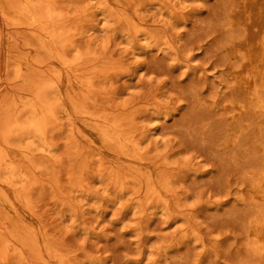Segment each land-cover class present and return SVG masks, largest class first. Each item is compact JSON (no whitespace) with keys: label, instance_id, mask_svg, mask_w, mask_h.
I'll list each match as a JSON object with an SVG mask.
<instances>
[{"label":"rangeland","instance_id":"374dc122","mask_svg":"<svg viewBox=\"0 0 264 264\" xmlns=\"http://www.w3.org/2000/svg\"><path fill=\"white\" fill-rule=\"evenodd\" d=\"M22 1L0 12V264H264L234 0Z\"/></svg>","mask_w":264,"mask_h":264},{"label":"bare ground","instance_id":"6f19581e","mask_svg":"<svg viewBox=\"0 0 264 264\" xmlns=\"http://www.w3.org/2000/svg\"><path fill=\"white\" fill-rule=\"evenodd\" d=\"M234 3L236 7L231 11L230 23L235 25L243 36L238 42L230 45L229 55L236 66L233 81L243 101H232L228 106L237 114H244L248 109L253 110L254 113L262 116V124H264V0H234ZM31 4H33L31 1L23 0L21 10L28 12ZM6 7L5 0H0V12L9 20H17L19 17L15 13L10 14ZM30 19L32 22L36 21L34 14L30 15ZM57 28L58 25L47 27L48 33L41 36L40 40L56 60L64 62L57 50L51 47L53 41L51 34ZM23 102L30 106L36 114V120L32 121L30 126L37 133L40 132L46 122L47 109L39 106L36 101L25 99ZM19 108L18 103H13L14 115L17 114ZM84 130L90 131L89 129ZM94 132L96 136L98 130ZM251 176L253 177L252 198L258 206L252 212L255 217L249 220V234L254 239L256 248L264 255V165L260 171H253Z\"/></svg>","mask_w":264,"mask_h":264}]
</instances>
